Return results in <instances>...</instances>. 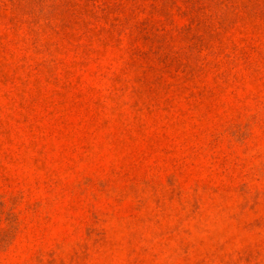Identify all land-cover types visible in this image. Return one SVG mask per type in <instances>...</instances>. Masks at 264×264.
Listing matches in <instances>:
<instances>
[{"label":"rangeland","instance_id":"1","mask_svg":"<svg viewBox=\"0 0 264 264\" xmlns=\"http://www.w3.org/2000/svg\"><path fill=\"white\" fill-rule=\"evenodd\" d=\"M0 264H264V0H0Z\"/></svg>","mask_w":264,"mask_h":264}]
</instances>
